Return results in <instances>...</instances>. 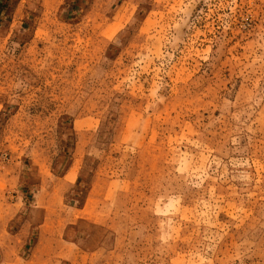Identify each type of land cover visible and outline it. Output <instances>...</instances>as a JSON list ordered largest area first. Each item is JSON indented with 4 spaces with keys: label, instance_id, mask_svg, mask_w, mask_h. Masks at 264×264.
Listing matches in <instances>:
<instances>
[{
    "label": "rangeland",
    "instance_id": "rangeland-1",
    "mask_svg": "<svg viewBox=\"0 0 264 264\" xmlns=\"http://www.w3.org/2000/svg\"><path fill=\"white\" fill-rule=\"evenodd\" d=\"M0 190V264H264V0H0Z\"/></svg>",
    "mask_w": 264,
    "mask_h": 264
},
{
    "label": "crops",
    "instance_id": "crops-1",
    "mask_svg": "<svg viewBox=\"0 0 264 264\" xmlns=\"http://www.w3.org/2000/svg\"><path fill=\"white\" fill-rule=\"evenodd\" d=\"M66 176H63V178H65ZM6 194V191L2 192L0 190V199H5L4 196ZM5 201V200H3ZM8 202V201H7ZM6 202V203H7ZM19 204L18 203H10V204H5L3 206V204H1L0 201V224L6 223L7 221H9V219H11L15 214H17L19 212ZM45 225V222L43 224H41V227H43ZM21 231H17L16 235H22Z\"/></svg>",
    "mask_w": 264,
    "mask_h": 264
}]
</instances>
